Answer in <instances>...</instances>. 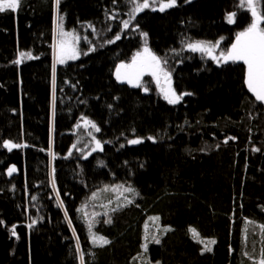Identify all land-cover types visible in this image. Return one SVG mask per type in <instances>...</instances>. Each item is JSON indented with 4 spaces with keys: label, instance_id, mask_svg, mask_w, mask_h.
<instances>
[{
    "label": "trees",
    "instance_id": "obj_1",
    "mask_svg": "<svg viewBox=\"0 0 264 264\" xmlns=\"http://www.w3.org/2000/svg\"><path fill=\"white\" fill-rule=\"evenodd\" d=\"M121 1L59 0L60 17L104 22ZM55 2L21 0L0 12V264H79L77 238L86 264H255L264 248V103L245 83L246 65L208 53L186 61L176 77L168 72L172 89L190 95L169 104L155 79L145 87L116 79L136 37L56 63ZM231 3L179 0L140 13L135 26L148 30L161 58L179 36H236L225 20ZM20 49L34 58L12 64ZM11 140L26 147L5 148ZM127 184L138 195H121L116 186ZM151 214L169 227L157 233L159 244L146 239ZM89 220L110 243L93 245ZM190 228L215 239L211 251Z\"/></svg>",
    "mask_w": 264,
    "mask_h": 264
},
{
    "label": "snow or ice",
    "instance_id": "obj_2",
    "mask_svg": "<svg viewBox=\"0 0 264 264\" xmlns=\"http://www.w3.org/2000/svg\"><path fill=\"white\" fill-rule=\"evenodd\" d=\"M21 0H0V12L7 10L16 11L20 6ZM57 5H59V0H56ZM135 7L132 8L130 13V18L134 19L135 14L139 11H142L144 8L150 7L149 0H143V3H136V0H133ZM260 0H240V6L246 7V10L251 13L250 23L240 32L236 34L235 42L231 44V47L226 51L220 53V57L227 61H242L246 65V80L245 83L251 93H253L255 99L261 103H264V12L258 10V5ZM176 5V0H160L159 10L162 12L166 8H171ZM236 13H230L228 15V22L235 23ZM113 19L115 17H112ZM61 23L58 25L60 28L59 35L60 40L56 48V63L64 64L67 60H75L79 57V51L75 46V42L78 40V37L74 33H67L63 30L62 27V17L59 18ZM124 28L129 27V21L125 20L122 22ZM143 37L147 36V33H141ZM71 36L72 41L70 42L67 37ZM115 39H120V36L117 35ZM107 43L111 44L114 41L108 40ZM187 47L193 52H207L211 55L215 45H211L205 41H196L189 43ZM95 50V49H91ZM85 55L87 53H84ZM21 57H27L32 59L31 53H21ZM213 59H217L215 56ZM20 59L14 61V63L19 64ZM164 64H167V60H162L160 57L152 53L147 47L144 48L143 53L137 52L133 57L130 63H120L116 66V79L121 82H127L132 87H141V79L145 74H150L157 83V86L160 87L161 92L163 93L164 99L169 104H177L182 99V95H190V93L177 94L174 89L171 87V73L166 71L163 67ZM55 76V64L53 65V82ZM163 80V85L161 81ZM148 91L147 88L144 89ZM86 124L91 125L97 132L100 130L94 123L91 121H86ZM149 140H154L153 137L149 136ZM229 139H234L230 137ZM142 141L140 139L129 140V144H139ZM4 147L9 150L13 148L26 147V145L12 143L11 141H4ZM100 141H96V145L100 147ZM227 143V141H225ZM75 147V145L73 146ZM257 151L259 149H256ZM95 151V149H93ZM15 171V168L9 169V174ZM117 189H122L121 195L124 192H132L136 195L135 189L131 186L124 187L123 185L116 186ZM108 191V187L104 189ZM93 197L96 196L94 192ZM119 198V197H118ZM127 199V198H125ZM131 203V201H128ZM62 207V202L60 204ZM116 209H113L115 211ZM67 215V214H66ZM85 215H87L85 213ZM107 215V213H105ZM153 220H158V217L150 218ZM105 223H111V219L104 221ZM35 223V221H33ZM71 223V221H69ZM32 225H29L31 227ZM147 228V225L145 226ZM93 221H88V231L92 239L93 245L104 246L105 244L110 243L105 237L98 236L92 231ZM262 231H264V224L260 225ZM193 234V238L197 239L198 242L203 243L199 239V233L195 229H189ZM13 235H15V226H13ZM147 239V237H146ZM155 243L159 244L160 240L156 237L152 238ZM208 243L215 244V240H211ZM145 250L147 249V244L143 246ZM79 250V248L77 249ZM206 251H211V248L205 245ZM260 259L255 262V264H264V248L261 249ZM81 264H84L83 255H81Z\"/></svg>",
    "mask_w": 264,
    "mask_h": 264
},
{
    "label": "rangeland",
    "instance_id": "obj_3",
    "mask_svg": "<svg viewBox=\"0 0 264 264\" xmlns=\"http://www.w3.org/2000/svg\"><path fill=\"white\" fill-rule=\"evenodd\" d=\"M23 1V0H22ZM63 1H67V0H63ZM125 1V6L129 8V6L132 4L133 7H135V4L133 3V0H124ZM123 1V2H124ZM179 0H176V2H178ZM136 3H143V0H136ZM150 3V7L148 8H144L142 11L147 10V9H159V4H160V0H149ZM20 7V6H19ZM235 12H236V16H235V23L232 24H236L237 27V33L242 31L251 21V13L249 11L246 10V7H241L240 6V0H234L232 7ZM168 8H166L165 10H167ZM7 10V9H6ZM258 10L261 12H264V0H260V3L258 5ZM124 9L121 8H115L112 9V12L109 10H106L104 14V22H93V24L91 23L90 25H93L95 27H98V29H101L100 33H96L97 30L94 28L93 29V34L94 37L96 38V44L99 45H103V44H107L106 41L108 40H113L114 43H116L117 41L122 40V35L123 37L126 36L125 32L127 33L126 38H130L131 36L136 37L139 41V45L137 44L136 48L132 49L130 52V56L129 58L124 62V63H130L132 60V57L137 53V52H141L143 53V50L145 47H147L152 53H154L155 55H157L158 57H160V55L158 53H155L152 48L149 46V42L148 39L146 40V37H143L140 33V29L137 28V26L134 25H130L131 23V19L126 18L124 15ZM142 11L137 12L141 13ZM112 17H115L114 19ZM242 17H246L245 18V22L244 24H240L238 23V19L242 18ZM128 20L129 21V27L130 28H124L123 26V21ZM115 21V23H114ZM61 22V21H60ZM120 22L122 23L120 26ZM84 24H86V21L84 20H80L77 19L76 21H74V24L72 23H68L67 19L65 18L64 20H62V27L63 30L67 33H74L76 37H78V40L75 42V46L79 51V57L81 56H86L84 53V51H81L79 49V44L81 42V40L83 39L85 41V45H88V48L86 49L87 51L89 50V53H91L94 49L96 44H93V40L94 38H92L89 34L87 36H84V32H87V25L83 26ZM132 24V23H131ZM74 25H78L77 27H74ZM89 25V24H88ZM99 29V30H100ZM143 33V32H142ZM236 33V34H237ZM119 35L120 39H115V37ZM82 37V38H81ZM100 38V39H99ZM67 39L71 42L72 41V37L69 36L67 37ZM99 39V40H98ZM236 36H234L233 38H231L229 40V37L226 35H223L222 37L216 38L215 40H209V39H203V38H193V36H188L185 35L183 37L179 36L174 43L176 44V47L173 46L174 48L170 51L172 53V57H179L180 60H194L196 58H206L207 54H203V52L197 51V52H193L191 51L187 45L189 43H193L196 41H205L208 42L211 45H215V47L212 50V53L210 56H215L217 59L223 60V58L220 57V53L223 51H226L227 49H229L231 47V44L235 42ZM144 41V42H143ZM173 43V44H174ZM175 45V44H174ZM32 51H25L24 53H31ZM32 57L34 56V53H31ZM166 57V54L163 55L162 60H164ZM27 60H29V58L24 57ZM77 58V59H78ZM178 58V59H179ZM22 61H24L22 59ZM69 61V60H67ZM66 61V62H67ZM164 67V66H163ZM165 68V67H164ZM166 70V69H165ZM171 71L170 67H168V69L166 71ZM152 80L154 79L150 74H145L142 79H141V83H144V81L146 80ZM155 216H152L150 218H154ZM148 220V222L146 223L147 228H146V236L147 238L150 237L149 239H152L153 237L157 236V233L159 232H163L166 231L169 227L168 226H163L160 219L158 220H153L150 219ZM199 239L203 241V245L205 247V245H207V247H212L213 244L208 243L211 240H215L213 238H208V237H202L199 235ZM148 247V245H147Z\"/></svg>",
    "mask_w": 264,
    "mask_h": 264
},
{
    "label": "bare ground",
    "instance_id": "obj_4",
    "mask_svg": "<svg viewBox=\"0 0 264 264\" xmlns=\"http://www.w3.org/2000/svg\"><path fill=\"white\" fill-rule=\"evenodd\" d=\"M181 1V0H180ZM186 2H188V1H192V0H185ZM233 2H234V0H232V3H231V6H230V8H229V10L226 12V14H225V20H226V22L228 23V15L230 14V13H236L235 12V10L233 9V8H231L232 7V4H233ZM118 5L120 6L119 8H121V9H124V15H125V17L126 18H128L129 17V19H131L130 18V13H131V10H132V8H133V6H132V4L129 6V8L128 7H126L125 6V2H123V0L120 2V3H118ZM179 5V1L178 2H176V5L175 6H173V7H176V6H178ZM147 10H152L154 13L156 12V11H158L159 9H147ZM144 11H146V10H144ZM144 11H142V12H144ZM141 12V13H142ZM60 7H59V5H57V3L55 2V6L54 7H52V18H51V32H50V39H49V46H50V49H52L53 50V52H54V59H55V62H56V48L54 47L55 45H57V43H58V41L60 40V35H59V31H60V28L58 27V25L61 23L60 22ZM139 14L140 13H138V14H135V18L134 19H131V23H130V25L132 26V25H134L135 23H136V19H138V16H139ZM84 21H86V24H84L83 26H86L87 25V32L85 31L84 32V36H87L88 34L92 37V38H94V40H93V44L95 43L96 44V38L94 37V32H93V29L95 28L96 30H97V34L98 33H100L101 32V29L99 30L98 29V27H95V26H93V25H90L91 23L93 24V22L95 23V21L94 20H91V19H83ZM82 21V20H81ZM238 21V20H237ZM114 23H115V21H114ZM238 23H239V21H238ZM74 24V23H73ZM89 24V25H88ZM121 22H120V26H121ZM236 25V24H235ZM78 25H74V27H77ZM130 26V27H131ZM122 27V26H121ZM130 27H128V28H130ZM138 28V27H137ZM139 29V28H138ZM147 33V38H146V40L148 39V42H149V46L151 47L152 45H151V40H150V37H149V32H148V30L147 29H144V26H141V28H140V33ZM125 35L127 36V33L125 32ZM125 36V37H126ZM223 36V35H222ZM222 36H219V37H222ZM181 37H183V36H181ZM82 38V37H81ZM122 38H123V35H122ZM100 39V38H99ZM98 39V40H99ZM177 41V40H176ZM118 42V41H117ZM144 42V41H143ZM112 44H115L114 42L113 43H111V44H109V43H107V44H103V45H99V44H96V46H95V50H93L91 53H89V50L87 51L86 49L88 48V45L86 44L85 45V41L82 39L81 40V42H80V44H79V49L81 50V51H84L85 53H87V55L86 56H81V58H86L87 56H89V54H93V53H96V52H98V51H100L101 49H104V48H106V47H108V46H110V45H112ZM140 43H139V41H138V45H139ZM175 45H173V46H175L176 47V44L177 43H174ZM140 46V45H139ZM173 46H168V49L166 50L165 49V52H166V59L165 60H167V69H168V67H170V69H171V71H172V73H173V76L174 77H176V71H177V69H179L180 67H182V66H184V64H185V62L186 61H188V60H183V59H181L180 60V58L178 59L177 57H172V53L170 52L174 47ZM25 51H23V49H20L19 50V52H18V54H17V56H16V58H15V60L14 61H16L17 59H23L24 61H26V59L24 58V57H21L20 56V54L21 53H24ZM203 54H207V52H203ZM206 61V60H205ZM14 62H12V64H13ZM14 64H17V63H14ZM166 69V70H167ZM57 78H58V75L56 74V68H55V76H54V82H53V86H54V89H53V103H55V98H56V85H57V83H56V80H57ZM52 80H53V76H52ZM151 84V81L148 79L147 80V82H146V80L144 81V83H141V85L142 86H149ZM181 90V89H180ZM51 110H52V117H53V123L55 122V107H54V104H53V106L51 107ZM11 142L13 143V142H15V141H13V140H11ZM51 143H52V145L54 146L55 145V138L53 137H51ZM51 149H52V147H51ZM51 155H50V163H49V168L51 169V171H52V169H53V151L50 153ZM50 181H51V183L53 184V185H55V177H54V175L53 174H51L50 173ZM128 186H131L132 188H133V186H132V184H127L126 185V187H128ZM112 187V189H113V191H114V184L111 186ZM127 194H132L133 196H135L134 195V193H132V192H127ZM129 196H131V195H129ZM152 216H155V217H158L159 218V216H158V214H151L149 217H148V219H146V221H148L149 220V218L150 217H152ZM28 231V230H27ZM28 234H29V231H28ZM77 237V236H76ZM77 244H78V246H79V251H78V253H77V258H78V262H79V264H81V255H83V259H84V264H86V262H85V254L83 253V250H82V247H81V245H80V243H79V240H78V238H77Z\"/></svg>",
    "mask_w": 264,
    "mask_h": 264
}]
</instances>
